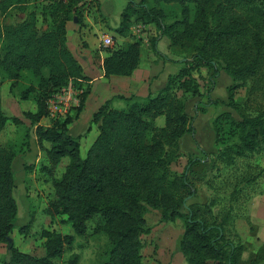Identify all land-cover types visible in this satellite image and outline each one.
I'll return each instance as SVG.
<instances>
[{
  "label": "trees",
  "instance_id": "16d2710c",
  "mask_svg": "<svg viewBox=\"0 0 264 264\" xmlns=\"http://www.w3.org/2000/svg\"><path fill=\"white\" fill-rule=\"evenodd\" d=\"M90 2L43 0L42 19L50 18L45 28L37 26L35 11H29L16 24L0 25L3 42L0 133L8 120L21 124L17 116L3 113L2 76L13 87L22 72L29 71L37 84L27 86L19 96L23 100L33 96L35 111H26L24 115L35 126L37 143L50 144L49 148L43 147L49 165L42 169L51 176L54 197L47 202L45 212L51 217L65 215L78 236H84L86 222L98 216L102 222L94 231L107 238L100 264H144L140 234L148 231L144 227L146 206L160 210L165 219H183L178 246L187 264H240L243 246L226 237V218L218 219L210 207L188 203L197 193L190 173L200 159L189 156L180 172L171 165L181 156V138L194 134L195 118L204 112L199 99L195 114L190 115L179 92L197 97L206 95L205 105L221 104L237 109L233 99L237 83L226 87L227 101L209 95L220 71L234 81H248L247 101L257 104L261 99L262 105L254 113H239L240 120H235L229 110L216 115L212 121L215 139L226 125L237 136L218 156L226 163H233L234 156L245 157L264 149V0H128L114 28L118 35H131L130 27L137 21L153 23L158 29L151 39L154 50L158 37L166 36L170 48L179 46L188 55L176 61L182 66L168 76L165 86L154 94L149 93L144 100L125 98V109L114 108L111 99L105 100L92 114L90 121L97 125L98 133L85 157H81L80 136L68 133V126L78 119L91 90L92 78L83 73L67 45L66 23L75 20L82 27L84 17L91 11ZM95 3L100 9L98 1ZM169 4L178 5L180 13L166 22L165 5ZM27 7L28 0H0V14L12 8L26 11ZM113 44L104 48L108 54L102 60L95 55L94 63L104 77L131 75L140 61L141 40L128 41L125 46ZM201 67L207 70L205 82H210L204 94L193 75ZM69 85L76 91L78 102L73 112L51 119L49 125L40 124L47 116L46 99ZM161 115L164 125L157 126L155 119ZM16 155L15 147L4 145L0 139V244L7 243L16 220L11 170ZM63 157L68 158L64 172L54 177L53 171ZM254 176H247L245 181L250 182ZM29 226L30 223L22 225L18 231L26 234ZM74 234L43 229V255L34 256L12 245L7 247L1 264H54L53 259L61 257L65 248L73 244ZM76 258L77 255L70 258L71 264ZM249 264L260 263L251 260Z\"/></svg>",
  "mask_w": 264,
  "mask_h": 264
},
{
  "label": "rangeland",
  "instance_id": "374dc122",
  "mask_svg": "<svg viewBox=\"0 0 264 264\" xmlns=\"http://www.w3.org/2000/svg\"><path fill=\"white\" fill-rule=\"evenodd\" d=\"M95 1L90 2L91 11L87 12L84 17L86 19L81 32H74L70 29L74 20L68 23L67 41L76 56L81 57L75 47L76 43L80 48L86 45L85 42H87L85 47L87 51L94 52L99 47V53L107 55L108 51L104 48L112 47L114 45L113 41L108 46H104L100 39L103 33L108 34V32L115 35L114 43L116 47L125 46L128 41L140 39L141 64L142 62L144 64L146 54L149 52L156 55L167 53L169 40L166 36L159 39L157 50L151 47V39L158 34V29L153 23L145 24L140 32L136 31L137 38L134 34L124 37L114 31L120 20V4L118 1L125 0H101L106 4V9L111 8L112 10L107 20L99 15L96 17L98 12L100 15L101 13L104 15L105 10L100 12L96 8ZM42 3L43 0H28L26 11L12 8L4 14H0V25L16 24L22 21L29 11H35L38 18L37 26L40 28L47 27L50 18L47 16L46 20L43 21L41 15ZM165 10L167 14L166 22H170L180 13V7L176 4L165 5ZM138 23L137 21L132 26ZM137 26L141 27V24ZM2 53L3 42L0 39V58ZM170 54L175 62L171 61L182 66L181 63L176 61L184 60L188 52L179 46H172ZM220 72L225 78L221 76L218 79L217 88L213 95L225 98L227 101L226 87L237 83L238 86L234 91L233 98L237 109L231 110L224 105L223 107L213 105L207 110V113L212 114L215 110L216 113L229 110L235 120H240L239 113L245 115L254 113L262 105L261 99H258L257 104L247 101L248 81H234L225 72ZM204 74L207 75L205 67H201L195 73L203 94L210 83L205 82L203 86L202 77H205ZM36 84L37 79L29 71H23L20 80L13 87H10V81L5 75L2 76L1 105L3 113L9 117L17 116L21 120V124L16 125L8 120L1 131L0 139L4 145H13L17 152L11 164L15 181L13 196L17 204V213L10 237L13 239V245L18 250L34 256H41L44 254V238L41 236L43 229L55 230L62 234H74V231L71 224L65 220V215L51 217L45 212L47 202L54 197L51 176L42 169L43 166L49 165L43 147L49 148L50 144L43 142V146H40L37 143L35 126L24 115L26 111H35L33 96L31 95L27 100H23L19 96L21 90L29 85ZM69 87L72 89L71 85L67 88ZM114 89L115 82L110 78L103 77L96 80L92 85L93 94L77 120L78 122H73L72 125L68 126V133L73 136H80L79 153L81 157H85L88 148L98 133L97 125L89 120V111L94 110L96 104H99V102H102V98H105L104 96H110ZM189 96L190 94L183 95L184 100L188 103V108L192 104L189 111L194 115L193 108H195V105L192 101L190 102L192 98ZM199 99L203 102L200 105H205L206 95ZM111 105L117 109L127 107L126 101L121 98L113 99ZM72 112L73 108L69 110L68 114ZM45 118L40 121V124L46 126L49 125L51 120ZM205 122L206 117H203L202 120L198 118L195 126H197L196 135H199L202 142L207 146L210 145L208 150L202 152L197 147L195 152L190 153L182 144V156L177 158L171 168L180 172L186 165L187 157L195 156L200 159L192 166L190 173L197 193L192 199H188V203L196 202L201 206L210 207L218 219L226 218V237L233 241L235 245L241 244L243 246L240 264H249L251 260L264 264V149L245 157L234 156L233 163H226V161L221 160L218 154L224 150L226 145L236 141V134L228 129L226 125L216 134L214 141L213 129L212 127L208 128ZM155 124L163 126L164 116H158L155 119ZM88 127H90L89 130H87ZM67 163L68 158L63 157L53 171V176L60 177ZM251 175H255L254 179L250 182L245 181V178ZM144 217L146 221L144 227L148 231L140 234L142 262L144 264H187L178 246L179 238L184 229L183 219H165L162 217L160 210L147 206ZM101 222L98 216L89 219L86 222L87 232L85 235L78 236L74 234L73 244L65 248L61 257L53 259L54 264H71L70 258L73 255H77L73 264H100L104 260L107 238L103 233H96L94 228ZM28 223H30V226L26 234L18 231L20 226ZM6 250L7 243L2 242L0 244V264L2 259L6 257Z\"/></svg>",
  "mask_w": 264,
  "mask_h": 264
},
{
  "label": "crops",
  "instance_id": "0c3cea01",
  "mask_svg": "<svg viewBox=\"0 0 264 264\" xmlns=\"http://www.w3.org/2000/svg\"><path fill=\"white\" fill-rule=\"evenodd\" d=\"M96 1H98V3L100 4V9H99L100 12L102 10H105V12L102 11V12H104V15L101 13V15H99V16H101V17L105 18V20H107L108 16L110 15V13H112L111 8L106 9V4H104L101 0H96ZM134 1H139V0H134ZM127 2H128V0L118 1V3L120 4V10H119L120 12L125 7ZM97 16H98V14L96 15V17ZM71 21H68L66 23V42H67L68 47L70 48V50L74 54L73 49H71V47L69 46L68 41H67V26H68V23L71 22ZM74 21H73V23H71V28L70 29H72L74 32H81L82 28H84V27H79V25L76 22H74ZM138 24H141V27L138 30L140 32L145 27V24H143L141 22H139ZM138 24H136V25H138ZM147 24H150V23H147ZM132 27L133 26L130 27V33H131V35L134 34L135 37L137 38V33H136L137 30L132 29ZM102 35L111 36L112 41L114 43V41H115V39L113 37V36H115L114 34L108 32V34L107 33H103ZM102 35H101V37H102ZM131 35H128V36H131ZM128 36H126V37H128ZM161 37L162 36H159L157 41H156V45H155L156 49L155 50H157V45H158V43L160 41L159 39H161ZM85 43H86V45L85 46H81L80 48H79L78 44L76 43L75 47L77 48V52L80 54L81 57L76 56L75 54H74V56L77 58V60L81 64V66L83 68V73L85 75H87V76L92 78V85H93L96 80H99V79L104 77L101 68L97 64L94 63L93 57L95 55H97L102 60L106 55H102V54L99 53V47L97 49H95L94 52L87 51L85 49V47L87 46V42H85ZM170 55L171 54H170V48L169 47L167 49V53H165V54L156 55L155 53L149 52V53L146 54V57H145L146 61L144 62V64L142 62L143 65L141 64V56H140L139 64H138L137 68L132 72L131 75H129V76L111 75V76L107 77V78H110V80H113V82H115V89H114V91L112 92V94L110 96H104L105 98H102L103 99L102 102H99V104H96V108L94 110L89 111V116H88L89 120H91L93 112L96 111L97 108L107 99H111V104H112V100L113 99H115V98H119L120 99L121 97H122L121 99H124V100H125V98L134 97L133 99L141 101V99H145V97L149 93L154 94V93L158 92L161 88H163L165 86L166 82H167L168 76L172 75V74H175L178 71L179 67H180L179 64L173 63L171 61L173 59V57L170 56ZM86 67H87V69H85ZM195 73L196 72H194L193 75L196 77ZM203 76H205V74ZM221 76L222 77L224 76V75H222V72H220L219 76L214 80V83L211 86L209 95H210V97L212 99L218 98V99H222V100L225 101L226 100L225 98L217 97V96L213 95L214 91H216V88H217L218 79ZM223 78H225V77H223ZM202 82H203V86H204L205 85L204 77H202ZM199 87H200V85H199ZM200 91H201V93H203V91L201 90V87H200ZM92 94H93V91H92V86H91V90H90V92L88 93V95H87V97L85 99L83 109L87 106V104L89 102V99H90V96ZM179 94L180 95H186L188 93L179 92ZM189 97L192 98V99H190V102L192 101L193 105H196V101L200 98V97L191 96V95ZM206 100H207V97H206ZM126 103H127V101H126ZM219 105H221V104H219ZM219 105H217V106H219ZM185 106H186V111L190 115H193V113H191L189 111L191 106H192V104H190V106H189L190 108H188V103L185 101ZM201 106L204 107V112L199 113L198 116L195 118V121L193 123V125H194V134H185L181 138V140H180V152H182V150H183L182 147H181L182 144L185 145V147L187 148V150H189L190 153L195 152V148H197V147L202 152L207 151L208 148L210 147V145L207 146V144L202 142V140L200 139L199 135L198 136L196 135L197 126H195V124H196V121L198 120V118L202 120L203 117H206V122L205 123H207L208 128L212 127V129H213L212 121L214 120L216 115L219 114V113H216V110L212 114L207 113V110L210 109L211 106H213V104L212 105H201ZM221 106L223 107V105H221ZM83 109H82V111H83ZM82 111L80 112L78 119L80 118V115H81ZM222 111H224V110H222ZM77 120H75L74 122L77 123L78 122ZM89 120H88V122H89ZM83 129H85V128H83ZM213 133H214L213 140L215 141V132H214V130H213ZM181 156H182V154H181ZM192 157L197 158L195 156H192ZM187 159H188V157H187Z\"/></svg>",
  "mask_w": 264,
  "mask_h": 264
},
{
  "label": "built area",
  "instance_id": "2783aa9c",
  "mask_svg": "<svg viewBox=\"0 0 264 264\" xmlns=\"http://www.w3.org/2000/svg\"><path fill=\"white\" fill-rule=\"evenodd\" d=\"M88 2L93 0H86ZM132 29L139 30L140 27L137 25L133 26ZM101 42L104 46H108L112 43V38L109 35H102ZM73 89V88H72ZM70 87H63L59 91L51 94L45 101L47 116L46 119L59 118L68 114L70 109H74L77 106L76 91L72 90Z\"/></svg>",
  "mask_w": 264,
  "mask_h": 264
},
{
  "label": "water",
  "instance_id": "95a60500",
  "mask_svg": "<svg viewBox=\"0 0 264 264\" xmlns=\"http://www.w3.org/2000/svg\"><path fill=\"white\" fill-rule=\"evenodd\" d=\"M13 245V239L10 236H7V247H11Z\"/></svg>",
  "mask_w": 264,
  "mask_h": 264
}]
</instances>
